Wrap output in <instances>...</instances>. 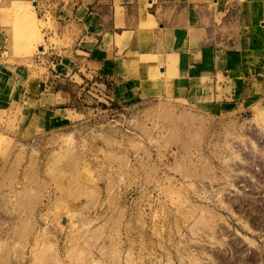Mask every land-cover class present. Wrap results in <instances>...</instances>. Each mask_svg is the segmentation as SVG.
I'll return each instance as SVG.
<instances>
[{"label":"rangeland","instance_id":"rangeland-1","mask_svg":"<svg viewBox=\"0 0 264 264\" xmlns=\"http://www.w3.org/2000/svg\"><path fill=\"white\" fill-rule=\"evenodd\" d=\"M36 1L0 0L17 59L61 55L77 38L52 35L48 0L41 12ZM139 55L124 56L134 91L54 86L70 121L59 112L37 131L0 110V264H264V106L193 107Z\"/></svg>","mask_w":264,"mask_h":264},{"label":"crops","instance_id":"crops-1","mask_svg":"<svg viewBox=\"0 0 264 264\" xmlns=\"http://www.w3.org/2000/svg\"><path fill=\"white\" fill-rule=\"evenodd\" d=\"M46 2L52 35L64 41L67 31H77L61 55L53 47L46 56L17 59L7 51L10 37L0 30V110H17L37 131L54 126L59 112L64 122L76 113L68 104L53 108L59 83L94 79L139 89L137 78L130 77L133 60L124 57L134 47L139 56H150L148 70H160L170 80L174 97L193 107L218 112L264 106V0ZM35 5L41 12L40 0ZM144 13L151 18L146 26ZM18 92L30 109L16 99Z\"/></svg>","mask_w":264,"mask_h":264}]
</instances>
